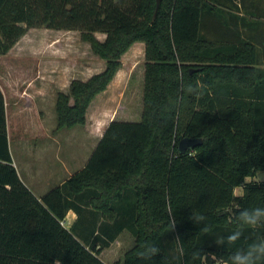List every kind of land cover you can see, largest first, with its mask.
<instances>
[{"label":"trees","instance_id":"trees-1","mask_svg":"<svg viewBox=\"0 0 264 264\" xmlns=\"http://www.w3.org/2000/svg\"><path fill=\"white\" fill-rule=\"evenodd\" d=\"M231 6L0 0V54L28 28L44 26L78 30L105 61L56 94L59 128L84 124L121 55L134 41L144 43L139 120L111 118L84 165L39 198L12 164L0 89V264H107L99 254L124 230L134 244L111 264H215L264 236V228L243 227L235 244L226 240L241 228L239 211L264 207V181H245L264 170V30L259 11L238 15L226 10ZM185 136L201 142L180 152ZM68 210L76 218L65 226ZM152 247L158 252L149 255Z\"/></svg>","mask_w":264,"mask_h":264},{"label":"rangeland","instance_id":"rangeland-1","mask_svg":"<svg viewBox=\"0 0 264 264\" xmlns=\"http://www.w3.org/2000/svg\"><path fill=\"white\" fill-rule=\"evenodd\" d=\"M243 8L260 12L258 19L264 30V0H232V6L226 10L241 15ZM240 30L245 36L247 30L241 27ZM138 52V59L129 67L123 87L114 83L103 94L94 97L85 111L84 124L60 128L56 126L55 89L67 93L65 86L69 80L85 77L99 67V59L89 42L81 39L78 30L30 27L5 54H0V88L5 102L12 164L28 188L29 159L33 156L44 157L51 165L59 155L72 161V168H75L95 144L109 118L139 120L144 58ZM123 62L127 64L126 56ZM42 80L50 82L48 91L41 89ZM55 82L57 84L53 86ZM69 218L70 214L62 221L65 226L69 225ZM163 241L168 246L171 238L166 236ZM133 244L134 238L124 230L101 250L99 257L111 264L121 259ZM175 252L171 249V254Z\"/></svg>","mask_w":264,"mask_h":264},{"label":"crops","instance_id":"crops-1","mask_svg":"<svg viewBox=\"0 0 264 264\" xmlns=\"http://www.w3.org/2000/svg\"><path fill=\"white\" fill-rule=\"evenodd\" d=\"M66 31H71V30H66ZM92 34L99 41L104 40V38L106 36V34L104 32H100V31H93ZM138 50L141 52V57L144 58V43L142 41H134L133 43H131L129 45V47L121 55V57H120L121 64L117 68L112 79L109 81L106 88L103 91L96 94L95 97L103 94L108 89V87L114 83H116L118 85L120 83V85H119L120 87H123L125 85V81L129 75V73H128L129 67L132 65L133 61L138 59V56H137L139 54ZM95 56H96L97 60L99 59L98 69L97 68L93 69V71L91 70V72L88 73L85 77L76 78V79L85 80L90 75L103 70V68L105 66L104 59L100 58L96 54H95ZM125 56L127 59L126 65L123 62ZM101 59H102V61H101ZM260 66L263 67L264 62H262V64ZM71 80H69L68 83L66 84V86H65L66 88L69 87V83ZM56 84H57V82H55L53 86H56ZM50 86L51 85H50L49 81H47V80L41 81V89L43 91L44 90L48 91ZM55 90L57 93L59 91H62V89H55ZM111 118H113V117H111ZM111 118H109L108 120H110ZM101 134H102V132H101ZM98 138H97V140H98ZM97 140H96V142H97ZM96 142H95V144H96ZM95 144L91 147V149L89 150L87 155L83 158V161L81 163H79L75 168H72L73 167L72 161H69V160L66 161V159H64L63 157H61L59 155L56 157L57 161H55L54 164H51V165H49V163L46 162L44 157H38V155H35L32 158H30L29 159V189L33 192L34 195H36L39 198L42 194H44L50 188H52L54 186L61 185L71 174H73L76 170L80 169L84 165L86 159L88 158V156H89L91 150L93 149V147L95 146ZM9 151H10V148H9ZM10 155H11V159L13 160L11 152H10ZM246 178H247V180L245 179V181H247V182L252 181V180L262 182V181H264V170H259L256 172V174L254 176L246 177ZM35 190H36V192H35ZM233 193L237 196L241 195L242 194V186L241 185L235 186L233 188ZM69 214H70V218H69L70 219L69 224H70L71 222H73L75 220L76 214L72 210H68L66 213V216H68ZM66 216H65V218H66ZM65 218L62 220L63 222L65 221Z\"/></svg>","mask_w":264,"mask_h":264},{"label":"clouds","instance_id":"clouds-1","mask_svg":"<svg viewBox=\"0 0 264 264\" xmlns=\"http://www.w3.org/2000/svg\"><path fill=\"white\" fill-rule=\"evenodd\" d=\"M191 91V89H190ZM247 180V178H245ZM238 220L241 228L232 232L227 236L226 240L228 244H235L242 236V228L248 227L253 230L258 228H264V207H254L251 209H244L239 211ZM199 221L205 219L204 216L195 217ZM179 241V237H177ZM219 243H224L222 238ZM181 253L183 249H180ZM158 252V249L152 247L148 250L149 255H154ZM144 255V254H142ZM219 264H264V236L258 237L252 243L248 244L245 248H238L229 258V261H219Z\"/></svg>","mask_w":264,"mask_h":264},{"label":"water","instance_id":"water-1","mask_svg":"<svg viewBox=\"0 0 264 264\" xmlns=\"http://www.w3.org/2000/svg\"><path fill=\"white\" fill-rule=\"evenodd\" d=\"M161 0H155V10L157 9ZM201 139L198 137H182L178 142V150L183 152L185 149L194 147L195 145L199 144Z\"/></svg>","mask_w":264,"mask_h":264},{"label":"built area","instance_id":"built-area-1","mask_svg":"<svg viewBox=\"0 0 264 264\" xmlns=\"http://www.w3.org/2000/svg\"><path fill=\"white\" fill-rule=\"evenodd\" d=\"M62 223V222H61ZM215 264H219V261L218 262H216Z\"/></svg>","mask_w":264,"mask_h":264}]
</instances>
